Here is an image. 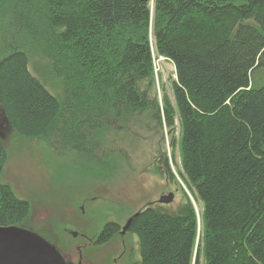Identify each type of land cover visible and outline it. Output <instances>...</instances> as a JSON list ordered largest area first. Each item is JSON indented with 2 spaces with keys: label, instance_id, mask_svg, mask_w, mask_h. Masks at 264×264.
<instances>
[{
  "label": "trees",
  "instance_id": "16d2710c",
  "mask_svg": "<svg viewBox=\"0 0 264 264\" xmlns=\"http://www.w3.org/2000/svg\"><path fill=\"white\" fill-rule=\"evenodd\" d=\"M6 13L2 129L102 180L143 164V147L175 179L158 148L166 135L177 148L201 211L181 187L176 207L139 210L137 264H264V0H0ZM154 57L173 67L159 86ZM7 159L0 137V226L47 240L2 179ZM119 230L107 223L102 242Z\"/></svg>",
  "mask_w": 264,
  "mask_h": 264
},
{
  "label": "rangeland",
  "instance_id": "374dc122",
  "mask_svg": "<svg viewBox=\"0 0 264 264\" xmlns=\"http://www.w3.org/2000/svg\"><path fill=\"white\" fill-rule=\"evenodd\" d=\"M6 15L0 14V24L4 23L2 18ZM153 61L159 86L160 79L171 78L173 67L156 57ZM43 74H46L45 68ZM3 127L6 128L5 124ZM6 129L1 130L4 134L1 136L2 141L8 151L2 179L19 198L30 203L34 216L32 222L37 223L46 238H52V231L62 236L57 238L55 247L62 256L66 255L75 262L79 257L83 264H114L117 258L115 264H128L130 255L139 257L137 238L127 232L106 244L88 245L85 248H82L85 243L82 236L97 235L110 221L117 220L125 225L144 206L161 204L160 197L169 192L176 195L170 205L171 208L176 207L182 199L180 187L189 196L198 215L201 211L200 203L181 177L180 166L176 165L175 160L179 163L178 150L172 149L167 135L158 149L172 159L171 171L175 179L163 176L157 168L160 165L157 154L153 153L152 147L147 151L143 147V153L134 155L143 164H134L133 170L125 167L127 162L125 165L122 163L124 170H120L119 179L112 177L102 180L95 172H83L79 163L70 167L69 163L74 162V158L57 155L45 143L35 139L22 140L9 128ZM153 148L155 152L156 146ZM45 213L49 215L48 218H42L46 217ZM65 228L75 232L78 237L73 238Z\"/></svg>",
  "mask_w": 264,
  "mask_h": 264
},
{
  "label": "water",
  "instance_id": "95a60500",
  "mask_svg": "<svg viewBox=\"0 0 264 264\" xmlns=\"http://www.w3.org/2000/svg\"><path fill=\"white\" fill-rule=\"evenodd\" d=\"M4 121L3 112H0V137L4 135L1 131ZM173 200L174 193L169 192L160 197L159 203L169 204ZM137 214L128 219L123 233ZM64 258L54 245L38 233L19 226H0V264H65ZM81 260L79 264H82Z\"/></svg>",
  "mask_w": 264,
  "mask_h": 264
},
{
  "label": "flooded vegetation",
  "instance_id": "af4514ba",
  "mask_svg": "<svg viewBox=\"0 0 264 264\" xmlns=\"http://www.w3.org/2000/svg\"><path fill=\"white\" fill-rule=\"evenodd\" d=\"M172 193H174V192H172ZM175 193H174V198H175ZM45 215H46V217L45 218H47V216H49L47 213H45ZM38 218V217H37ZM39 218H41V217H39ZM42 218H44V217H42ZM39 221V220H38ZM46 222V221H45ZM109 223H115V224H117L118 226H120V228H121V230H119V234L122 236L123 235V227H124V225H122L121 226V224L120 223H118L117 221H110ZM41 230V229H40ZM65 230H66V232H68V233H70L71 235H72V237L73 238H76V237H78V235L75 233V232H70V231H68L67 230V228H65ZM42 231V230H41ZM127 231H128V229H127ZM126 231V232H127ZM127 233H129V231L127 232ZM56 236H57V234H53L52 235V238H53V240L52 241H50L49 239H47L50 243H52V242H54V243H52L54 246H55V243H56V240H57V238H56ZM80 236H82V235H80ZM100 236H101V231L97 234V235H93L92 237H88V236H82L83 238H84V240H85V243H84V245H83V247L82 248H85V247H87L88 245H92V246H100V245H103L104 243L106 244L107 242H102L103 240L100 238ZM94 238V241H92V239ZM88 240V241H87ZM95 242V243H94ZM57 249V248H56ZM58 250V249H57ZM77 250H78V252L80 251V246L79 247H77ZM59 251V250H58ZM60 252V251H59ZM61 253V252H60ZM79 255V254H78ZM61 256H62V254H61ZM129 256V255H128ZM65 257L66 258H64L63 260H64V263L65 264H79V262H80V258L78 257V259H77V261L75 262V261H73V260H71L70 258H68L66 255H65ZM82 261V260H81ZM117 261V258H115L114 259V261H113V263L115 264V262ZM138 261H139V257L138 256H131L130 255V257H129V262H128V264H137L138 263ZM82 264H83V262H82Z\"/></svg>",
  "mask_w": 264,
  "mask_h": 264
}]
</instances>
